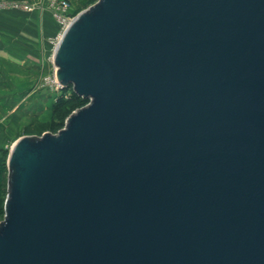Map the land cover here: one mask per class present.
Instances as JSON below:
<instances>
[{
    "label": "water",
    "instance_id": "95a60500",
    "mask_svg": "<svg viewBox=\"0 0 264 264\" xmlns=\"http://www.w3.org/2000/svg\"><path fill=\"white\" fill-rule=\"evenodd\" d=\"M54 65L88 104L13 145L0 264H264V0H98Z\"/></svg>",
    "mask_w": 264,
    "mask_h": 264
},
{
    "label": "rangeland",
    "instance_id": "374dc122",
    "mask_svg": "<svg viewBox=\"0 0 264 264\" xmlns=\"http://www.w3.org/2000/svg\"><path fill=\"white\" fill-rule=\"evenodd\" d=\"M68 2V9H59L61 2ZM98 0H0V24L2 15L10 16L9 23L20 19L24 24H34L37 28L38 44L36 47L26 48L24 61L8 67V63L0 60V223L5 219V202L8 196V158L13 145L22 137H41L45 133L57 134L62 130L53 129V123L59 118L53 113L58 98H70L72 92L55 91L50 87L48 78L52 77L54 65L52 63L51 41L63 31L61 13L65 18L75 19ZM28 4L30 7H25ZM17 17V19H16ZM7 21V20H6ZM0 52V59H1ZM21 69V70H20ZM20 75H26L21 81L33 83L30 88L18 90L13 83ZM10 75L8 78L7 75ZM30 74V75H29ZM20 82V81H19ZM17 84V83H16ZM19 94H18V93ZM88 104L82 100L81 105ZM84 107V106H83ZM82 107V108H83ZM81 109V108H80ZM77 110L73 111L75 113Z\"/></svg>",
    "mask_w": 264,
    "mask_h": 264
},
{
    "label": "crops",
    "instance_id": "0c3cea01",
    "mask_svg": "<svg viewBox=\"0 0 264 264\" xmlns=\"http://www.w3.org/2000/svg\"><path fill=\"white\" fill-rule=\"evenodd\" d=\"M1 17L3 18V23L0 24V52L2 53L0 60L3 63H8V67H10L12 63H20L25 60L27 56L24 50L26 48L36 47L38 44L37 28L34 24L27 25L22 23L17 17L16 22H13V24L9 23L11 22L9 15L4 14ZM20 70H18V79L20 78V82H16L17 84L13 83L12 86L22 91L21 89L26 87L30 88L33 83L30 82L31 76H28L29 81L23 83L21 81L22 76L20 75ZM5 75L8 78L10 77L7 73Z\"/></svg>",
    "mask_w": 264,
    "mask_h": 264
},
{
    "label": "trees",
    "instance_id": "16d2710c",
    "mask_svg": "<svg viewBox=\"0 0 264 264\" xmlns=\"http://www.w3.org/2000/svg\"><path fill=\"white\" fill-rule=\"evenodd\" d=\"M66 90H70L72 92L69 99L64 100V98H58L55 106H54V115L59 118L58 123H53V129L60 130L61 127L64 125V122L67 118L72 114L73 111L79 110L84 105H81L83 98L78 97L72 90V88H68ZM86 101V100H84Z\"/></svg>",
    "mask_w": 264,
    "mask_h": 264
},
{
    "label": "built area",
    "instance_id": "2783aa9c",
    "mask_svg": "<svg viewBox=\"0 0 264 264\" xmlns=\"http://www.w3.org/2000/svg\"><path fill=\"white\" fill-rule=\"evenodd\" d=\"M25 7H30V5L28 4H23ZM59 9L62 11V12H65L67 9H68V2L66 1H63L61 2V4L59 5ZM59 16L62 18V27H63V31L58 34L54 39H52L51 41V44H52V48H53V53H52V63L54 65V56H55V52H56V49L59 45V42L65 32V30L69 27V25L71 24V22L74 20L72 19H69V18H65L61 13H59ZM56 71H57V68L55 67L54 65V72H53V75L52 77L48 78V83L50 84V87L55 90V91H59V92H62L65 90V88L59 83L57 77H56Z\"/></svg>",
    "mask_w": 264,
    "mask_h": 264
}]
</instances>
